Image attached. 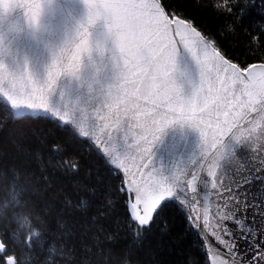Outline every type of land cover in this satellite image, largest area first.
<instances>
[{
  "label": "snow or ice",
  "instance_id": "6c2138e0",
  "mask_svg": "<svg viewBox=\"0 0 264 264\" xmlns=\"http://www.w3.org/2000/svg\"><path fill=\"white\" fill-rule=\"evenodd\" d=\"M76 2L0 0V18H9L18 42L16 50H9L0 39V122L51 121L94 147L107 171L120 180L116 192L126 202L133 243L175 210L202 239L208 242V229L227 249L218 250L212 264H264V198L250 191L254 179L264 189V165L243 171L246 150L257 142L264 150V63L241 69L212 37L171 14L164 0H79L86 10L82 21L74 18ZM236 8L240 0L227 12ZM16 13L19 20H13ZM98 21L106 25L115 49L116 82L92 102L66 104L57 84L81 80L93 52L89 30ZM30 45L49 56L41 80L29 69ZM179 48L191 54L199 69L190 94L182 93L173 78ZM62 165L72 171L79 167L71 161ZM26 178L14 167L11 190L0 199V217L8 221L0 227V264H24L17 251L35 252L37 246L45 264L55 260L53 237L33 220L24 201ZM100 186L107 190L103 178ZM209 190L216 195L214 211L201 205ZM93 203L85 198L77 207L90 214Z\"/></svg>",
  "mask_w": 264,
  "mask_h": 264
},
{
  "label": "trees",
  "instance_id": "16d2710c",
  "mask_svg": "<svg viewBox=\"0 0 264 264\" xmlns=\"http://www.w3.org/2000/svg\"><path fill=\"white\" fill-rule=\"evenodd\" d=\"M235 3L164 0L171 14L212 37L229 61L245 69L264 63V0H240V8L228 13L227 7ZM54 145L60 146L58 152ZM62 161L78 163V170L67 169ZM14 167L26 173L24 201L33 220L56 243L55 260L49 258L48 264H209L200 234L175 210L164 213L133 243L126 202L116 192L120 180L88 142L73 139L51 121L0 122V199L11 190ZM85 198L95 201L90 214L77 207ZM7 223L0 217V227ZM17 255L24 264H45L39 246Z\"/></svg>",
  "mask_w": 264,
  "mask_h": 264
},
{
  "label": "water",
  "instance_id": "95a60500",
  "mask_svg": "<svg viewBox=\"0 0 264 264\" xmlns=\"http://www.w3.org/2000/svg\"><path fill=\"white\" fill-rule=\"evenodd\" d=\"M73 14L75 20L78 21H82L86 17V10L82 3H79V0L73 5ZM13 20H19V13L13 15ZM10 28L11 24L9 18H0V39L3 40L6 49L16 50L18 42L12 37ZM89 32L93 52L90 59L85 61L81 80L60 81L57 84V93H63L65 96L64 103L66 104H77L79 106L80 104L92 102L98 97V94L102 93L106 88L112 86L116 82V69L113 60L116 53L111 37L107 32L106 25L103 21H98L90 28ZM27 54L29 57V69L33 77L37 80L43 79L45 68L49 62L48 54L42 48H37L35 45L28 46ZM173 78L177 87L180 88L181 92L184 94H190L191 90L199 82L198 66L191 54L183 48H179L177 51ZM56 95L57 94H54V99L56 98ZM85 110L86 112H90L93 116L96 115L91 109L86 108ZM175 135L179 137L180 129H177ZM246 152L247 164L243 171H254L256 168L264 165V160L261 159V157H264V150H261L260 142L254 144L253 147L246 150ZM238 168L239 165L233 169V173H236ZM250 191L257 198H264V189L261 188L260 180H253ZM251 198L252 197L250 196L249 199ZM215 201V192L209 190L208 196L201 199V205L207 203L210 209L214 211ZM188 210L195 215V209L189 207ZM200 214L201 216L203 215L202 207L200 208ZM232 227H235V225H232ZM205 234L208 237V242L204 239L203 241L208 253L209 262L212 264L213 255L218 254V250L227 251V249L223 244L216 240L213 235H211V232L208 229H205ZM244 247H246V245H244ZM250 255L251 253H249V256Z\"/></svg>",
  "mask_w": 264,
  "mask_h": 264
}]
</instances>
